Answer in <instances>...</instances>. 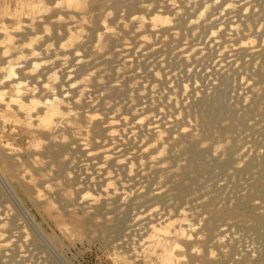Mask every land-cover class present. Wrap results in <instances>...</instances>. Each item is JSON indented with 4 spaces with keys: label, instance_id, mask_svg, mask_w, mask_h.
<instances>
[{
    "label": "rangeland",
    "instance_id": "obj_1",
    "mask_svg": "<svg viewBox=\"0 0 264 264\" xmlns=\"http://www.w3.org/2000/svg\"><path fill=\"white\" fill-rule=\"evenodd\" d=\"M97 1L88 0L86 13L100 22V26L92 25L94 29L103 31L101 21L104 18L111 32L102 36L101 42L89 33L87 27L90 20H83L82 25L87 26L83 34L85 39L88 37L86 42H90V46L98 45L99 50L94 46L91 50L87 44L88 47L81 50L80 55L89 56L92 60L105 54L109 63L103 60L98 64L106 70L97 72L95 81H90L93 99L98 96L94 107L78 110L72 118L87 130L82 129L86 134L81 132L72 137L74 133L64 131L67 140L63 142L59 139L61 146L59 142L54 141L56 145L46 139L43 143L41 141L38 152L29 146L30 138L22 134L21 127H6V136L0 137V152H9L2 147L9 141L13 144L12 148H17L12 164L7 167L11 171L0 163V234L8 240L15 236L17 240L15 243L16 240L11 238V243L0 248V264H163L165 258L173 264H264V0H249L247 6L246 2L237 4L238 0H175L173 3L177 5L173 6L168 5L167 0H101L98 5ZM227 3L231 13L223 15L222 11L219 14ZM202 6L208 7L202 10ZM72 7V11H79L75 5ZM173 8L176 15L171 11ZM215 13L218 15L215 16ZM134 15L162 17L159 21L163 25L158 21L161 28L157 35L153 38L150 31L146 34L149 38L147 43L137 39L140 31L137 21H132ZM164 16L169 20H163ZM212 16H220L219 19L224 20V29H217L219 37L216 45L210 43L209 32L220 20L212 25L209 20ZM234 23L239 32L227 27ZM51 35L49 32L48 36ZM244 37L249 44L254 43L255 55L251 56L248 49L237 48L240 41L246 40ZM125 41H132V49L130 53L120 54ZM197 42L203 43L200 49L203 55H192L189 57L192 60L178 58L180 47ZM135 43H138V48ZM221 45L225 46L224 49ZM147 48V55H141L139 51ZM220 49L223 50L221 53ZM92 52H95L94 55ZM119 55L133 62L123 63ZM156 56L159 58L154 62ZM224 58V65L228 61L235 62L226 68H212L218 62L215 60ZM159 59L163 64L157 61ZM244 59H248L247 62ZM194 66H197L195 70L192 69ZM241 81L247 84L240 86ZM184 86L188 89L186 93ZM93 112L99 116L86 120L85 117L93 115ZM80 113L84 118L77 116ZM148 113L149 116H156L157 126L160 125L157 133L138 127V119L148 116ZM123 116L128 121L125 127L120 126V120L125 119ZM104 117L118 123L113 122L116 126L107 123L108 126L97 121ZM107 128L116 130V140L109 139ZM186 129H191V136L183 138L181 131ZM132 133L134 135H129ZM114 141L112 145H120V154L115 158L114 154L112 158L104 157V148ZM78 142H84L87 148L79 149ZM116 158L125 160L127 168L117 167V163L113 162ZM128 160L132 163L128 164ZM82 164L87 165L85 172ZM95 165H101L112 173L110 179L107 178L111 181L109 185L113 183L116 187L105 188L109 186L104 182L107 178L96 177L100 173L95 170ZM114 167L118 175L113 173L116 171ZM29 175L32 177L29 178ZM103 188L108 193L112 190L113 194L104 196ZM87 193L93 203L87 199L86 204L84 197L87 196H81ZM124 194L129 195L127 199ZM156 228L161 229L158 232Z\"/></svg>",
    "mask_w": 264,
    "mask_h": 264
},
{
    "label": "bare ground",
    "instance_id": "obj_2",
    "mask_svg": "<svg viewBox=\"0 0 264 264\" xmlns=\"http://www.w3.org/2000/svg\"><path fill=\"white\" fill-rule=\"evenodd\" d=\"M97 1V0H96ZM99 1V2H98ZM96 3L97 5L101 2V0H98ZM162 1V0H161ZM175 0H167L166 3L168 5H174L176 3H173ZM247 1L249 0H238L236 1V3H241V2H246V6L247 4ZM92 2V0H91ZM164 2V1H163ZM182 2V1H181ZM187 2V0H186ZM193 2V1H192ZM197 2V1H196ZM202 2V1H201ZM206 2V0H205ZM213 2V1H212ZM217 2V1H216ZM234 2V1H233ZM87 3H88V0H0V137H3V136H6V133H5V129L6 127H14L16 129V127H21L22 129V134L24 133L28 139V137L30 138V142H29V146L34 149L36 148L37 149V152L38 150L40 149V145H41V141L43 143V140L46 141L49 140L50 143H58L59 142V139L62 140L64 142V140H67V138L63 135V132L64 131H67L69 133H74L72 135V137L75 135L78 136V133H83L86 134V129L84 127H82L81 125H79L77 122H74L73 121V116L76 115L77 111H81L85 108H91V107H94V104L96 103L95 101L97 100L98 96L97 97H94L93 99V96H92V92L91 90L89 89L90 88V81L94 80V77L97 75V72L98 73H103L106 69L105 67H102V66H99L98 64H101L102 62H104L103 60H107L106 63H109L108 60V56L105 57L104 55H100L98 56L97 59L93 58L91 60V57L89 58V56H83V55H80V52L81 50L87 48V44L90 46V42H86V39L88 37H86L85 39V35H83L85 32L86 27L87 26H84L82 25V22L83 20L86 21V20H90V22L88 21V24L89 26L87 27L88 30H89V33L91 34V36H94V37H97L99 41H101L102 39V36H104L105 34H110L111 32V27L109 28V26L105 25V21H104V18L102 19V27L103 28V31H99V30H102V29H94L92 25H95L97 24L98 26H100V22L95 19H93V16H88L89 13H86V8H89L87 7ZM113 3V2H112ZM156 3V2H155ZM194 3V2H193ZM214 3V2H213ZM237 3V4H238ZM251 3V2H250ZM165 4V3H164ZM180 4V3H179ZM185 4V3H184ZM73 5H75V8L78 9L79 11H72L70 7H72ZM162 5V3H161ZM177 5V4H176ZM186 5V4H185ZM194 5V4H193ZM201 5V4H200ZM219 5V4H217ZM221 5V4H220ZM253 5V4H252ZM187 6V5H186ZM223 6V5H222ZM234 6V5H233ZM231 5V7H233ZM245 6V8H246ZM91 7V6H90ZM95 7V6H94ZM93 7V8H94ZM162 7V6H161ZM169 7V6H168ZM176 7V6H175ZM174 7V8H175ZM179 7V6H178ZM200 7V6H199ZM204 7V6H202ZM208 6H205L204 8H201L202 10L203 9H207ZM212 7V6H211ZM241 7V6H240ZM252 7V6H250ZM68 8H70V10H68ZM73 8V7H72ZM145 8V6H144ZM174 8L173 10H171L172 12H174ZM214 8V7H213ZM241 8H244V7H241ZM244 8V9H245ZM248 8V7H247ZM246 8V9H247ZM98 9V8H97ZM106 9V8H105ZM104 9V10H105ZM189 10V8H187ZM186 9V10H187ZM200 9V10H201ZM217 9V8H216ZM90 10H92L90 8ZM103 10V12H104ZM181 10V9H180ZM178 10V12L180 11ZM184 10V9H183ZM185 10V11H186ZM199 10V9H197ZM199 10V11H200ZM219 10V9H218ZM217 10V11H218ZM249 10V9H248ZM94 11V10H93ZM99 11V10H98ZM177 11V10H176ZM205 11V10H204ZM214 11V9H213ZM223 11V15H228L229 13H231L230 11V4H226L223 9L219 10V14H221L220 12ZM242 11V9H241ZM245 11V10H243ZM256 11V10H255ZM95 12V11H94ZM110 12V10L108 11ZM107 12V13H108ZM206 12V11H205ZM239 12V10H238ZM185 13V12H184ZM198 13V11H197ZM195 13V14H197ZM201 13V12H200ZM233 13V12H232ZM234 13L235 10H234ZM88 14V15H87ZM93 14V13H92ZM149 14V13H148ZM175 14V12H174ZM177 14V13H176ZM175 14V15H176ZM208 14V13H207ZM249 14V13H248ZM246 14V15H248ZM94 15V14H93ZM174 15V16H175ZM193 15V14H192ZM191 15V16H192ZM202 16V13L199 14ZM205 15V14H204ZM218 15L215 13V16ZM237 15V14H236ZM240 15V14H239ZM250 15V14H249ZM253 15V14H252ZM105 17V15H103ZM130 16V15H129ZM148 16V15H147ZM147 16H137L135 17L134 15V18L132 16V21L135 19L137 21V25L138 26V30L140 32L139 33V36H138V40L141 41V43H147V41L149 40L148 38V35H146L149 31L151 32V36L154 38L156 32H159L160 31V28H161V20H162V17L161 19H157L156 18V15L151 18L150 16H148V18H146ZM161 16V15H160ZM172 16V17H174ZM188 16V15H187ZM186 16V18H188ZM207 16V15H205ZM235 16V15H234ZM244 16V15H243ZM159 17V16H158ZM178 17V16H177ZM195 17V15H194ZM208 17V16H207ZM213 17V16H212ZM220 17V16H219ZM219 17H213L210 20L211 24L213 23H217L218 20V25H215L216 27H212V30H210L209 32V37L210 39H212L210 41V43L212 45H216L217 44V39L219 37L218 34V30L217 29H222L224 27L223 23H224V20H221L219 19ZM222 17V16H221ZM230 17V16H229ZM228 17V18H229ZM120 18V17H119ZM191 18V17H190ZM200 18V16H199ZM118 19V18H116ZM115 19V20H116ZM130 19H131V16H130ZM166 16H164L163 20H166ZM205 19V18H204ZM225 19V18H224ZM233 19V18H232ZM231 19V20H232ZM81 21V23L78 22ZM160 20V21H159ZM169 20V18L167 19ZM189 20V19H188ZM192 20V19H191ZM130 21V20H129ZM158 21L160 22V24L158 23ZM176 21V20H175ZM174 21V22H175ZM194 21V20H193ZM207 21H208V18H207ZM233 21V20H232ZM131 22V21H130ZM129 22V23H130ZM164 22V21H163ZM166 22V21H165ZM168 22V21H167ZM199 22V20H198ZM230 22V21H229ZM228 22V23H229ZM119 23L122 24V21H119ZM125 23V22H124ZM134 23V22H133ZM169 23V22H168ZM178 23V22H177ZM189 23V22H187ZM167 24V23H166ZM170 24V23H169ZM180 24V23H178ZM181 24H183L181 22ZM180 24V25H181ZM198 24V23H197ZM200 24V23H199ZM212 24V25H213ZM227 24V23H226ZM231 24V23H230ZM228 24L231 31L233 32H237L238 30V27L235 26V23L234 25H230ZM124 25V24H123ZM122 25V26H123ZM134 25V24H133ZM165 25V23H164ZM185 25H186V21H185ZM92 29H89L91 28ZM120 26V25H119ZM132 26V24H131ZM179 26V25H178ZM258 26V25H257ZM124 27V26H123ZM126 27V26H125ZM165 27V26H164ZM191 27V25H190ZM133 28V26H132ZM130 28V29H132ZM179 28V27H177ZM187 28V26H186ZM196 28V27H195ZM228 28V29H229ZM258 28V27H257ZM136 29V28H135ZM175 29V28H174ZM174 29H169V30H174ZM182 29V28H181ZM216 29V30H215ZM224 29V28H223ZM134 30V29H133ZM169 30H166L169 32ZM136 31V30H134ZM191 31V30H189ZM194 31V29H193ZM230 31V32H231ZM49 32H51V36L49 37ZM127 32V31H126ZM176 32V31H175ZM223 32V31H221ZM227 32V31H226ZM239 32V31H238ZM87 33V32H86ZM125 33V32H124ZM136 33V32H135ZM229 33V32H228ZM89 34V35H90ZM113 36H114V33H112ZM167 34V33H166ZM172 34V32H171ZM177 33H175L176 35ZM226 34V33H225ZM264 34V33H263ZM157 35V34H156ZM160 35V34H159ZM173 35V34H172ZM88 36V35H87ZM106 36V35H105ZM136 36V34H135ZM161 36V35H160ZM171 36V35H170ZM189 36V35H188ZM199 36V35H198ZM231 36V35H230ZM110 37V35H109ZM157 37V36H156ZM174 37V36H173ZM192 37V36H191ZM263 37V36H262ZM96 38V39H97ZM115 38V36H114ZM113 38V39H114ZM130 38V37H129ZM133 38V37H132ZM135 38V37H134ZM133 38V39H134ZM152 38V39H153ZM166 38V37H165ZM197 38V36H196ZM195 38V39H196ZM247 37H244V39H246ZM95 39V38H94ZM95 39V40H96ZM106 39V37H105ZM108 39V38H107ZM112 39V41H114ZM122 39V38H121ZM136 39V38H135ZM151 39V40H152ZM156 39H159V38H156ZM171 39V38H170ZM187 39V38H185ZM184 39V41H185ZM193 39V38H192ZM193 39V40H195ZM251 39V38H250ZM94 40V41H95ZM96 40V41H98ZM126 40V39H125ZM163 40V39H162ZM173 40V39H172ZM178 40V39H177ZM183 40V39H182ZM202 40V39H201ZM205 40V39H204ZM124 41V40H123ZM127 41V40H126ZM124 42V44L121 46L120 48V51L119 53H126V52H129L130 53V49L131 48V42ZM135 41V40H134ZM153 41V40H152ZM228 41V40H227ZM251 41V40H250ZM92 42V41H91ZM102 42V41H101ZM115 42V41H114ZM156 42V41H155ZM165 42V41H164ZM172 42V41H171ZM170 42V43H171ZM179 42V41H178ZM177 42V44H179ZM206 42V40H205ZM222 42V41H221ZM107 43V41H106ZM162 43V42H161ZM174 43V42H173ZM182 43V42H181ZM138 43H135L136 47L138 46L137 45ZM157 44H160L159 42ZM156 44V45H157ZM167 44V43H166ZM175 44V45H177ZM186 44V43H185ZM203 43L202 42H197V43H192V44H189L186 46V47H180L177 48L179 49V52H178V58H183V59H187L189 58L190 56L194 55L195 54H202L203 55V52H201V45ZM226 44V43H225ZM224 44V45H225ZM254 44V43H253ZM253 44H249V41L246 39V40H243V41H240L237 45V48L239 49H248L247 52L249 54L252 55H255V52H256V49H255V46ZM101 45V44H100ZM110 45H111V42H110ZM121 45V43H120ZM148 45V44H147ZM155 45V44H154ZM154 45H151V47ZM184 45V44H183ZM209 45V44H208ZM206 45V46H208ZM211 45V46H212ZM223 45V43H222ZM221 45V46H222ZM96 47L98 45H92L90 46V49L92 50V48ZM113 46V45H112ZM119 46V45H118ZM140 46V45H139ZM163 46V45H162ZM166 46V45H165ZM170 46V45H169ZM172 46V45H171ZM179 46V45H178ZM92 47V48H91ZM133 47V46H132ZM134 48V49H137V48ZM142 47V46H141ZM158 47V46H156ZM168 47V46H167ZM205 47V46H203ZM223 49L225 46H222ZM221 47V48H222ZM100 48V47H99ZM220 48V47H219ZM98 49V48H97ZM115 49V48H114ZM118 49V48H117ZM116 49V50H117ZM152 50V48H150ZM176 49V48H175ZM174 49V50H175ZM212 49V48H211ZM218 49V48H217ZM232 49V48H231ZM96 50V49H95ZM99 50V49H98ZM111 49H109L110 51ZM113 50V49H112ZM147 49H143L139 52H141V55H147V53L145 52ZM156 50V48H155ZM171 50V49H169ZM230 50V49H228ZM90 51V50H89ZM102 50H100L101 52ZM109 51H107L109 53ZM176 51V50H175ZM217 51V50H216ZM220 53L223 51H221V49L219 50ZM218 51V52H219ZM226 51V49H225ZM105 52V50H104ZM103 52V53H104ZM106 52V53H107ZM132 52V51H131ZM135 52V50H134ZM138 52V53H139ZM210 52V51H209ZM214 52V51H213ZM212 52V53H213ZM93 55L95 52H92ZM107 53V54H108ZM114 53V52H113ZM117 53V52H116ZM115 53V54H116ZM211 53V52H210ZM224 53V52H223ZM226 53V52H225ZM84 54V53H83ZM106 54V55H107ZM153 54V53H152ZM86 55V54H84ZM126 57H127V54H125ZM124 55V56H125ZM149 55V54H148ZM206 55H207V51H206ZM209 55V54H208ZM215 55V54H213ZM220 55V54H219ZM225 55V54H224ZM151 56V55H150ZM150 56H148L150 58ZM162 56V55H161ZM174 56V55H173ZM234 56V55H232ZM118 57V53L117 55L115 56V58ZM122 57V55H119V58ZM132 57V55H131ZM113 58V57H112ZM128 58H129V54H128ZM136 58V57H135ZM146 58V57H145ZM148 58V59H149ZM159 56H156V58L154 59V62H156V59H158ZM161 58V57H160ZM165 58V57H164ZM176 58V57H175ZM191 58V57H190ZM189 58V59H190ZM219 58V57H218ZM231 58V57H230ZM243 58V57H242ZM241 58V59H242ZM248 58V56H247ZM71 59V60H69ZM98 59H101L102 61L99 62ZM174 59V57L172 58V60ZM202 59V58H201ZM214 59V58H213ZM251 59V58H250ZM112 60V59H111ZM137 60V59H136ZM146 60V59H145ZM167 60V59H166ZM192 60V59H190ZM199 60V59H198ZM227 60V59H226ZM232 60H236L234 58H232ZM248 59H244V62L246 61L247 62ZM58 61V62H56ZM121 62L125 63L127 61V63L129 62H133L132 59H126L125 57H122L120 59ZM153 61V60H152ZM157 61H160L159 63L160 64H163L161 63L162 59H159ZM165 61V60H163ZM175 61V59H174ZM214 61V60H213ZM218 61V62H216ZM225 61V58L222 60V59H218V60H215V65L212 67L213 69H219V67H223V68H226L227 65H229L230 63L232 62H235V61H228V62H225V65L223 64V62ZM115 62V61H114ZM166 62V61H165ZM178 62V61H177ZM203 62V61H202ZM241 62V61H240ZM119 63V62H117ZM148 63V62H147ZM175 63V62H174ZM191 63V61L189 62ZM197 63V61H196ZM155 64V63H153ZM159 64V65H160ZM166 64V63H164ZM181 64V63H180ZM184 64V63H183ZM194 64V63H193ZM211 64V63H209ZM208 64V65H209ZM213 64V63H212ZM237 64V63H236ZM98 65V66H97ZM122 65V63H121ZM176 65V64H175ZM199 65V64H198ZM238 65V64H237ZM125 66V65H124ZM161 66V65H160ZM203 66V65H202ZM207 66V65H206ZM225 66V67H224ZM236 66V65H235ZM239 66V65H238ZM152 67V65H151ZM186 67V66H185ZM191 67V66H190ZM234 67V66H233ZM163 68V66H162ZM166 68V67H164ZM195 68H197V66L195 67H192L193 70H195ZM211 68V69H212ZM173 69V68H171ZM179 70V67L177 68ZM189 69V68H188ZM188 69L185 71V72H188ZM212 69V70H213ZM233 69V68H232ZM136 70V69H135ZM164 70V69H163ZM167 70V69H166ZM198 70V69H197ZM208 70V69H207ZM150 71V70H149ZM165 71V70H164ZM170 71V70H169ZM168 71V72H169ZM181 72V70H179ZM183 71V70H182ZM206 71V70H204ZM211 71V70H210ZM209 71V72H210ZM216 71V70H215ZM226 71V69H225ZM153 72V70H152ZM155 72V70H154ZM153 72V73H154ZM159 72V71H158ZM163 72V71H162ZM173 72H176L175 70ZM218 72V71H216ZM151 73V72H150ZM172 73V71L170 72ZM169 73V74H170ZM213 73V71H212ZM215 73V72H214ZM222 73H223V70H222ZM159 74V73H158ZM157 74V75H158ZM173 74V73H172ZM171 74V75H172ZM203 74V73H202ZM205 74V72H204ZM220 74V73H218ZM102 75V74H101ZM163 75V74H162ZM167 75V74H166ZM185 75V74H184ZM188 75V74H186ZM200 75V73H199ZM210 76L212 75L211 73L209 74ZM99 76V75H98ZM103 76V75H102ZM159 76V75H158ZM169 76V75H168ZM202 76V75H201ZM214 76V75H213ZM120 77V76H119ZM164 77V76H162ZM167 78V76H165ZM164 77V78H165ZM203 77V76H202ZM172 78H173V75H172ZM175 78V76H174ZM201 77H198V79H200ZM204 78V77H203ZM207 78H209L207 76ZM162 79V78H161ZM160 79V80H161ZM177 79V78H176ZM205 79V78H204ZM212 79V78H211ZM119 79L115 80V83L116 81L118 82ZM121 80V79H120ZM159 80V78H158ZM167 80V79H166ZM208 80V79H207ZM210 80V79H209ZM216 80V79H215ZM214 80V81H215ZM243 80V79H242ZM95 81V80H94ZM171 81V80H170ZM175 81V80H174ZM93 82V81H92ZM129 82V81H128ZM161 82V81H160ZM166 82V81H165ZM192 82V81H191ZM190 82V83H191ZM206 82V81H205ZM247 82V81H246ZM168 83V82H166ZM182 84V83H181ZM193 84H196L193 83ZM192 84V85H193ZM247 83L241 81L240 83V86H243L246 85ZM116 85V84H114ZM168 85V84H167ZM166 85V86H167ZM191 85V84H190ZM198 85V84H197ZM187 86V85H185ZM184 86V87H185ZM152 87V86H151ZM155 87V86H153ZM152 87V88H153ZM181 87H183L181 85ZM139 88V87H138ZM151 88V89H152ZM146 89V88H145ZM182 89V88H181ZM180 89V90H181ZM207 88L205 87V90ZM148 89H146L147 91ZM153 90V89H152ZM184 90V89H183ZM188 89L185 87V93ZM95 91V90H94ZM98 91V90H97ZM191 91V90H190ZM150 92V91H149ZM154 92V91H153ZM193 92V91H192ZM198 92V91H197ZM94 93V92H93ZM140 93V92H139ZM152 93V92H151ZM150 93V94H151ZM205 93V92H204ZM239 93V92H238ZM95 94V93H94ZM101 94V93H100ZM138 94V93H137ZM148 94V92L146 93ZM170 94V93H169ZM182 94H183V91H182ZM159 95V93H158ZM187 95V94H186ZM242 97V96H241ZM96 98V100H95ZM173 98V97H172ZM175 100V99H174ZM121 102V101H120ZM150 103V102H149ZM174 103V101H173ZM101 104V103H100ZM135 109V108H134ZM84 111V110H83ZM91 111H94V110H91ZM134 112V111H133ZM136 112V110H135ZM94 113V112H93ZM96 113V112H95ZM93 114V115H89L88 117H85L87 118L86 120H93L95 119V117L97 116V114ZM152 113V112H151ZM85 114V113H84ZM120 114V113H119ZM96 115V116H95ZM132 115V114H131ZM148 116L146 117H140L137 121L138 122V127H146L150 132H158L157 130H160L159 126H157V121L154 119L156 118V116H149L150 113L147 114ZM152 115V114H151ZM163 115V114H162ZM77 116H80V117H83V115L80 113V114H77ZM99 116V114H98ZM97 116V117H98ZM103 116V115H102ZM111 116V115H110ZM117 117V116H116ZM84 118V117H83ZM120 118V115L119 117ZM122 118H125L124 116ZM135 118V117H134ZM137 118V117H136ZM97 119V118H96ZM99 119V118H98ZM97 121L101 124H110V123H113L111 122V120L109 121L108 118L104 117V118H100V120ZM147 121H146V120ZM119 121V120H117ZM121 124L120 126L122 127H125L126 124L128 123L127 121V118L125 119H121ZM131 121V120H130ZM81 123V122H80ZM114 123H118V122H114ZM113 123V124H114ZM100 124V125H101ZM107 124V125H108ZM130 124V123H129ZM188 124V123H187ZM94 125V124H93ZM98 125V124H97ZM116 126V124H114ZM109 126V125H108ZM104 127V126H103ZM135 127V126H134ZM137 127V128H138ZM85 129L86 131H83L82 129ZM95 128V127H94ZM110 128H111V125H110ZM127 128V127H126ZM159 128V129H158ZM188 128V127H186ZM11 129V128H10ZM19 128H17L18 130ZM20 129V130H21ZM125 129V128H124ZM128 129V128H127ZM140 129V128H138ZM142 129V128H141ZM144 129V128H143ZM103 130V129H102ZM115 129H113L112 131H110L108 128H107V131H109V139L111 140H116L117 138H115V135H114V131ZM123 130V129H121ZM12 131V130H10ZM15 131V130H13ZM12 131V132H13ZM118 131V130H117ZM127 131V130H125ZM181 131V130H179ZM17 132V131H16ZM14 132V133H16ZM21 132V131H19ZM121 133H123V131H120ZM92 133V132H91ZM97 133V132H96ZM95 133V134H96ZM117 133V132H116ZM115 133V134H116ZM128 133V132H127ZM181 135L183 136V138H188L191 136V129L188 131V129L184 130V131H181ZM11 134V133H10ZM17 134V133H16ZM21 134V135H22ZM68 134V133H67ZM106 134V133H105ZM124 134V133H123ZM122 134V135H123ZM19 135V134H18ZM81 135V134H80ZM121 135V136H122ZM128 135V134H127ZM129 135H134L133 133L132 134H129ZM128 135V136H129ZM69 136V135H68ZM97 136V135H96ZM8 137V136H7ZM64 137L66 139H64ZM83 137V136H82ZM91 137V136H90ZM89 137V138H90ZM92 137H94V135H92ZM133 137V136H132ZM131 137V139H132ZM139 137V136H138ZM143 137V136H142ZM8 139V138H7ZM23 139V138H22ZM21 139V140H22ZM42 139V140H41ZM107 139V138H106ZM1 140V139H0ZM4 140V139H3ZM18 140V138H17ZM58 140V141H57ZM71 140L73 141V139L71 138ZM75 140V139H74ZM127 140V138H126ZM130 140V139H129ZM8 140H6L7 142ZM19 141V140H18ZM56 141V142H54ZM133 141V140H132ZM10 142V141H9ZM5 143L2 145L3 148L7 149L9 152H0V163L4 165V167L8 170V166L9 164L13 161L14 159V154H15V148H12L13 147V144L12 143ZM74 142V141H73ZM107 142V141H106ZM130 142V141H128ZM16 143V142H15ZM14 143V144H15ZM45 143V142H44ZM56 143V145H57ZM66 143V142H65ZM71 143V142H70ZM79 143V142H78ZM89 143V142H88ZM1 144V143H0ZM68 144V143H67ZM76 144V143H74ZM111 145L110 146H107L104 148V157L106 158H112V155L114 154V158L116 157V155H119L120 154V151H119V146H115V145H112V144H115V141L114 142H111L110 143ZM117 144V143H116ZM121 144V143H120ZM20 145V144H19ZM48 144H46L47 146ZM59 145H60V142H59ZM70 145V144H69ZM72 145V144H71ZM17 147V145H15ZM45 147V145H43ZM61 146V145H60ZM63 146V145H62ZM28 147V146H27ZM26 147V148H27ZM30 147H28V149H31ZM57 147V146H56ZM55 147V148H56ZM59 147V146H58ZM80 147L79 149L81 148H87L85 147V143L84 142H80L79 143V146ZM140 147V146H139ZM2 148V150H4ZM39 148V149H38ZM43 150V148H41ZM19 150V149H18ZM45 150V149H44ZM83 150V149H82ZM97 150V149H96ZM25 150H22V152H24ZM36 150H32V152H35ZM57 151V150H56ZM54 151V152H56ZM60 150H58L59 152ZM102 151V150H101ZM18 152V151H17ZM21 152V153H22ZM31 152V153H32ZM74 152V151H73ZM96 152V151H94ZM123 152V151H122ZM87 153V152H86ZM90 155L92 152H89ZM126 153V152H125ZM28 154V153H27ZM36 154V153H35ZM40 154H41V150H40ZM44 154V153H43ZM55 154V153H54ZM88 154V153H87ZM133 154V153H132ZM137 154V153H136ZM24 155V154H23ZM42 155V154H41ZM89 155V154H88ZM87 155V156H88ZM100 155V154H99ZM125 155H128V154H125ZM92 156H93V153H92ZM132 156V155H131ZM136 156V155H134ZM22 157V155H21ZM28 157V156H26ZM39 157V156H38ZM102 157V156H101ZM124 157V156H123ZM37 158V157H35ZM105 158V159H106ZM128 158V156H127ZM21 159V158H20ZM18 158V160H20ZM65 159V157H64ZM67 159V158H66ZM69 159V158H68ZM101 159V158H100ZM118 158H116L115 160H113V162L115 161V163H117V167H126L127 168V162L125 160H117ZM135 159V158H133ZM145 159V158H144ZM22 160V159H21ZM40 160V159H39ZM39 160L37 161L39 163ZM71 160V159H70ZM81 160V159H80ZM86 160V159H85ZM102 160V159H101ZM107 160V159H106ZM112 160V159H111ZM117 160V161H116ZM129 161V160H128ZM139 161V160H138ZM33 162V161H32ZM41 162V161H40ZM64 162V161H63ZM70 162V161H68ZM130 163L128 164H131L132 162L129 161ZM135 162V161H134ZM148 162V161H147ZM150 162V161H149ZM15 163V162H14ZM65 163V162H64ZM63 163V164H64ZM85 163V162H84ZM87 163V162H86ZM106 163V162H105ZM110 163V161H109ZM141 163H142V160H141ZM140 163V164H141ZM152 163V162H151ZM12 164V163H11ZM34 164H36L34 162ZM40 164V163H39ZM68 164V163H67ZM81 164V163H80ZM107 164V163H106ZM38 165V164H37ZM72 165V164H71ZM103 166V164H101ZM101 165H95V170L100 173L98 174L96 177L97 178H109L110 175L112 174L109 170L107 169H104L102 168ZM109 165V164H107ZM106 165V166H107ZM114 165V164H113ZM14 166V165H13ZM42 166V164H41ZM86 164H82V169H84L83 172H85L86 170ZM89 166V164H88ZM134 165H132L131 167H133ZM15 167V166H14ZM26 167V166H25ZM24 167V168H25ZM37 167V166H36ZM129 167V166H128ZM137 167V165H136ZM141 167V166H140ZM11 168V167H10ZM23 168V169H24ZM22 169V170H23ZM37 169V168H36ZM109 169V168H108ZM112 169V168H111ZM110 169V170H111ZM121 169V168H120ZM131 169V168H130ZM136 169V168H135ZM17 171V169H15ZM28 170V168H27ZM26 170V171H27ZM115 167H114V171H115ZM124 170V169H123ZM132 170H134L132 168ZM8 171H11L10 169ZM90 171V170H88ZM87 171V173H88ZM128 171V170H127ZM78 172V171H77ZM132 172V171H131ZM135 172V170L133 171ZM13 173V171L11 172ZM18 173V171H17ZM28 174V171L26 172ZM38 173V171H37ZM91 173V171H90ZM89 173V174H90ZM114 174L117 173V170L115 172H113ZM30 174V173H29ZM41 174V172H40ZM125 174V173H124ZM132 174V173H131ZM17 175V174H16ZM23 175V174H22ZM25 175V174H24ZM23 175V176H24ZM31 175V174H30ZM29 175V178L32 177ZM38 175V174H37ZM85 175V174H84ZM118 175V173L116 174ZM90 176V175H89ZM22 177V176H21ZM27 177V176H26ZM112 177V176H111ZM117 177V176H116ZM115 177V178H116ZM42 178H43V174H42ZM89 179L91 178L88 177ZM106 179L104 182L106 184H110L111 181H108L109 179ZM23 179V177L21 178ZM44 179V178H43ZM120 179V178H119ZM32 180V179H31ZM41 180V179H40ZM47 179L45 178V181ZM91 180V179H90ZM89 180V182L91 183V181ZM112 180V179H111ZM114 180V178H113ZM112 180V182H113ZM25 181V180H24ZM30 181V179L28 180ZM35 181V179H33V181L31 182L33 184V182ZM44 181V180H42ZM87 181V180H86ZM107 181L109 183H107ZM94 182V181H93ZM87 183V182H86ZM105 183H104V187H105ZM44 184H47L46 182H44ZM43 184V185H44ZM94 184V183H92ZM113 184V183H112ZM109 185V186H106L105 188H108V187H116V186H113V185ZM87 185V184H86ZM98 185V184H97ZM103 185V183H102ZM120 185V184H119ZM118 185V186H119ZM45 186V185H44ZM92 186V185H91ZM95 186V185H94ZM122 186V185H121ZM96 187V186H95ZM103 187V186H102ZM47 188H48V185H47ZM94 188V187H93ZM118 188V187H117ZM122 188V187H121ZM111 189V188H110ZM112 189H116V188H112ZM94 190V189H93ZM41 191V190H38V192ZM103 191L104 188H103ZM123 191V190H122ZM122 191H119V192H122ZM125 191V190H124ZM123 191V192H124ZM115 192V190H114ZM116 192H118L116 190ZM122 192V193H123ZM126 192V191H125ZM129 191H127L128 193ZM42 193V191L40 192ZM39 193V194H40ZM109 193H112V190L111 192ZM108 193V190L104 192V196L106 197H109ZM159 193V191H158ZM85 194H86V191H85ZM85 194H82L81 196H87V197H84V201L86 202L87 199L91 198V196L88 195H85ZM115 194V193H114ZM129 194V193H128ZM128 194H124L126 195L125 196H122V197H125L126 199L128 198ZM156 194V193H155ZM92 195V194H91ZM100 195V193H99ZM109 195V196H108ZM128 195V196H127ZM113 196V195H112ZM121 197V198H122ZM78 199H80V197H77ZM83 198V197H81ZM120 198V199H121ZM77 199V200H78ZM119 199V200H120ZM124 199V198H123ZM82 200V199H81ZM89 200H92V199H89ZM122 200V199H121ZM123 201V200H122ZM90 203H93V200L92 202L89 201ZM110 202V201H109ZM87 204V202H86ZM82 205V204H81ZM83 206V205H82ZM88 206V205H87ZM86 207V205H85ZM151 210V208H149ZM149 210V211H150ZM153 210V209H152ZM151 210V212H153ZM146 212V210H145ZM144 212V214H146ZM150 213V212H148ZM143 214V216H144ZM8 216V215H7ZM158 217V215H157ZM1 219V218H0ZM154 219V218H153ZM160 221V220H159ZM3 223V221H2ZM5 223V222H4ZM150 223V222H149ZM3 225V224H1ZM151 225V224H150ZM161 225V224H159ZM152 227V226H151ZM160 227V226H158ZM193 226H191L192 228ZM3 228V227H2ZM159 232V230L161 229H158L156 228ZM3 231V229H2ZM16 231V230H15ZM225 232V231H224ZM14 234H16L14 231H13ZM12 234V233H11ZM12 234V235H14ZM20 234H23V233H20ZM3 235V234H2ZM0 234V248L2 246H6L7 243L9 244V242L11 241V238H14V240H16L15 236H12V237H9L10 240H8V237H4ZM226 235V234H225ZM25 236V234H24ZM28 237V236H26ZM228 239V238H227ZM25 240V239H24ZM8 241V242H7ZM19 241V240H18ZM17 242V240L15 241V243ZM20 242V241H19ZM11 243V242H10ZM31 243V242H30ZM19 244V243H18ZM22 244V243H21ZM29 245V244H28ZM15 246V245H13ZM26 246V245H25ZM24 246V247H25ZM21 247V246H20ZM14 248V247H13ZM12 249V248H11ZM30 249V248H29ZM3 253V252H2ZM35 253V252H33ZM32 253V255H33ZM10 254H11V251H10ZM18 255V254H17ZM15 255V256H17ZM38 255V254H37ZM8 256V255H7ZM10 256V255H9ZM12 256V255H11ZM10 256V257H11ZM19 256V255H18ZM17 256V257H18ZM13 257V256H12ZM30 257V255H29ZM28 257V259H29ZM36 257V256H35ZM17 259V258H16ZM19 259V258H18ZM30 260V259H29ZM28 260V261H29ZM34 260V259H33ZM37 260V259H36ZM11 261V260H10ZM42 261V260H41ZM163 261V260H162ZM22 262V261H21ZM26 262V261H25ZM30 262V261H29ZM11 263V262H10ZM13 264V262H12ZM15 264V263H14ZM29 264V263H28ZM163 264H173V262H171V260L169 259H166L163 261Z\"/></svg>",
    "mask_w": 264,
    "mask_h": 264
}]
</instances>
